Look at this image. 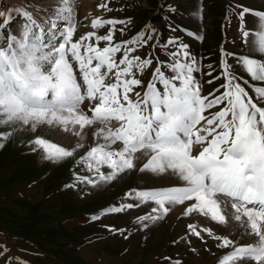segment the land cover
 Here are the masks:
<instances>
[{"label": "snow or ice", "instance_id": "1", "mask_svg": "<svg viewBox=\"0 0 264 264\" xmlns=\"http://www.w3.org/2000/svg\"><path fill=\"white\" fill-rule=\"evenodd\" d=\"M98 7L111 11L107 4ZM17 14L25 19L19 35L8 29L5 37L11 14L0 11V128L10 129L0 132V148L25 127L70 133L77 138L71 149L42 137L30 142L43 160L60 164L85 147L91 129L93 145L77 160L90 175L78 176L79 183L103 187L132 171L181 182L132 189L125 199L136 203L112 206L105 214L151 204L150 212L137 218L148 228L183 206L185 217L198 214L239 228L240 239L255 237L241 244L210 227L189 224L191 235L203 241L206 233L218 249H230L218 264H264V106H259L264 104V60L255 58L264 56V13L248 8L238 13L241 38L253 55L237 57L236 63L254 83L242 84L222 59L225 82L218 95L202 94L194 75L201 72L199 62L178 39L154 46L164 48L168 61L134 55L152 39L148 28L114 42L115 33L124 32L117 25L127 27L130 19L95 18L93 31L74 40L75 0H60L43 24L26 10ZM197 15L203 19L202 6ZM246 15L256 18L252 30L246 28ZM149 70L145 86L140 77Z\"/></svg>", "mask_w": 264, "mask_h": 264}, {"label": "rangeland", "instance_id": "2", "mask_svg": "<svg viewBox=\"0 0 264 264\" xmlns=\"http://www.w3.org/2000/svg\"><path fill=\"white\" fill-rule=\"evenodd\" d=\"M135 1L143 8H149L147 0ZM47 2L58 4L60 0H0V11L11 14L9 24L5 29V37L8 29L13 34L19 35L25 19L17 14L18 11L26 10L37 20L35 17L45 11L41 7L45 9ZM75 2L77 31L74 40L93 31L91 28L93 19H104L108 13L111 15L118 13L114 8H109L110 0H75ZM235 2L240 7L231 8L233 23L232 21L227 23L229 26H227L225 49V54L233 55L222 54L221 61L226 56L235 73L242 77L240 82L243 84V80H249L251 84L254 82L250 81L247 74L236 63L237 57L253 55L248 50L247 42L241 38V22L238 13L242 11V8L264 13V0H235ZM101 4H107L111 11L99 8L98 5ZM47 10L50 12L53 8ZM153 22L156 25V29L153 30L155 36L159 37V31L164 34L162 25L155 20ZM2 23L3 21L0 20V24ZM245 23L246 28L252 30L255 27L256 18L246 15ZM105 29L99 30L98 34L102 35ZM171 33L172 39L181 37L177 31H171ZM118 36L119 34L115 33V37ZM127 40L122 39V41ZM103 46L102 43L101 47ZM134 55L145 57L143 49H139ZM119 57L120 54L117 55V59ZM255 58L264 60V56L260 54H255ZM196 74L198 79V73ZM150 76L151 72L147 71L140 77L145 86ZM107 82H112L111 76ZM201 82L205 85L202 86V94L206 95L208 92L206 77L202 76ZM248 90L252 94L251 89ZM137 91L142 92L143 89H137ZM259 106H264V104ZM215 110L218 109L213 111ZM5 131H10V129L0 128V132ZM36 137L45 138L69 149L73 148L77 142V138L70 133L54 131L46 127L31 132L25 127L16 131L5 142L4 147L0 148V205L3 207L0 209V217L3 218L4 213H16L23 217V222L16 224V228L33 223L28 229L32 237L30 238L31 244L20 241L9 244L11 246L9 255L17 259H35V264H54V262H48L47 258L38 257V250H42L47 254L48 252H60L63 259L62 264H175L176 260L181 261L182 264L217 263L218 259L230 249H218L216 247L218 242L207 237L206 233H202L205 237L203 241L191 235L188 225L193 223L196 224L198 230L201 227H210L215 234L229 236L230 239L238 240L241 244L252 243L255 240V237L240 239V229L232 224L227 227L219 226L198 214L185 217L183 206H177L162 221L148 228H143L137 223V218L149 213L151 204L128 209L121 213L105 214L106 210L112 206H120L122 203L129 202L136 203L125 199V194L132 189L143 190L159 186H178L179 184L174 182L169 185L162 182L159 184L148 174L132 171L106 186L91 189L86 187L85 193L79 194L69 183L51 177V173L64 171V167L72 164L74 158H69L60 164L43 160L40 152L33 151V146L30 144ZM91 145H93V138L92 130L89 129L85 147L78 150L75 156L86 152ZM106 203H108L107 206L100 208L96 213H91L92 216L78 213V216L74 217L69 211H64L68 210L70 205H75L72 210L79 212L83 208L92 210ZM93 216L100 218L93 220ZM53 235L55 238H52ZM14 264H20V262L16 261Z\"/></svg>", "mask_w": 264, "mask_h": 264}, {"label": "trees", "instance_id": "3", "mask_svg": "<svg viewBox=\"0 0 264 264\" xmlns=\"http://www.w3.org/2000/svg\"><path fill=\"white\" fill-rule=\"evenodd\" d=\"M141 1V0H140ZM149 8H143L135 0L133 2L129 0H110L109 8H114L118 13L116 15L106 14L105 20H129L130 23L127 27L124 25H117V29L124 28L123 34L119 31L118 37L114 36V42H118L123 38L135 37L142 30L148 28V32L151 33L152 39L148 41L146 48L148 51H153V34L152 28V16L156 13V19L159 21L165 29L168 31V35L159 41V45H165L171 38V31H177L181 37L173 38L178 39L181 43L188 46V51L199 62V66L204 74L212 73L210 78L217 81V85L214 89H220V86L225 82L222 78L221 64L219 60V48L223 47V36L226 37L227 24L223 20L227 13L229 14L231 6H235V0H147ZM203 9V19L198 18V10ZM150 26V27H149ZM107 29L102 33L105 34ZM182 32V34H181ZM202 35V40L196 39L194 35ZM170 48L168 51H173ZM156 56L161 61H168V53L163 47H156L154 50ZM155 63V62H154ZM153 63V64H154ZM220 77V78H216ZM223 91V89H220ZM87 149V148H86ZM82 152L78 156H74L72 164H67L64 167V171H58L51 173V177L56 180H63L65 183L70 181V186L79 194H84L87 188H93L86 183H79L77 181L78 176L90 175L85 169L77 163L80 156L84 155ZM87 187V188H86ZM1 201V200H0ZM65 205V204H64ZM95 205V203H94ZM100 205V204H99ZM108 203L102 205L99 208H93L88 210L87 208L81 209V211H73L75 205H70L68 210L71 214H91L100 208H104ZM62 205V209H63ZM0 209H3L0 205ZM4 217H0V264H14L13 262L19 261L20 264H35V259L21 258L9 255V244L11 242L20 241L24 243H32L31 234L28 232L29 228L33 225H26L20 228H16V224H21L24 220L23 217L16 213L6 214ZM12 223V225L10 224ZM52 238H55L53 235ZM37 255L39 258H47L48 262H54V264H62V256L60 252H48V254L42 250H38Z\"/></svg>", "mask_w": 264, "mask_h": 264}, {"label": "bare ground", "instance_id": "4", "mask_svg": "<svg viewBox=\"0 0 264 264\" xmlns=\"http://www.w3.org/2000/svg\"><path fill=\"white\" fill-rule=\"evenodd\" d=\"M76 3V2H75ZM59 4V3H58ZM56 2H47L46 3V8H42L43 10H45L44 12H41L40 15H38L37 17H35L37 20L36 22L40 23V24H43L45 22L46 19H48L52 14H53V11H48L47 9L49 8H55L57 5H58ZM87 4V3H86ZM76 8V6H75ZM151 176V175H150ZM152 177V176H151ZM144 178V177H143ZM154 180H156L158 183L159 182H162V183H166L167 185H169L170 183L174 182L176 183L177 185L179 184L180 185V181L177 180L175 177H171L169 179H166V180H161L159 178H156V177H152ZM160 184V183H159ZM165 184V185H166ZM231 228V227H230Z\"/></svg>", "mask_w": 264, "mask_h": 264}]
</instances>
